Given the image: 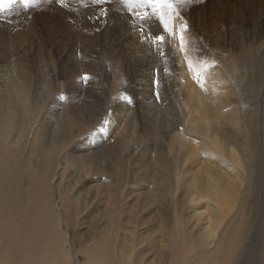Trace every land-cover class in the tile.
<instances>
[{"label":"rangeland","instance_id":"obj_1","mask_svg":"<svg viewBox=\"0 0 264 264\" xmlns=\"http://www.w3.org/2000/svg\"><path fill=\"white\" fill-rule=\"evenodd\" d=\"M171 2L187 21L190 58L215 62L203 88L182 57L172 54L178 47L175 40L165 45L167 63L150 42L151 51H138L133 35L160 28L157 13L146 2L129 6L128 0L99 5L63 0L62 5L60 0H35L25 8L22 0H14L0 7L2 104L5 108L18 80L31 85V99L40 104L33 133L42 124L45 145L60 142L57 157L50 160L55 167L51 190L65 194L66 202L77 197L80 203L71 200L67 214L73 223L58 229L66 242L61 252L68 254L70 264L104 263L98 261L103 245L96 258L87 255L91 251L86 246L98 239L93 232L115 235L124 261L139 257L137 264H264V0ZM97 5L104 18L90 20L87 13ZM82 11L87 27L73 22ZM82 43L87 53L74 67ZM87 54L97 62L94 71ZM84 74L90 77L86 82ZM232 86L236 94L229 92ZM204 102L207 110L201 109ZM75 112L85 120L64 123V134L62 121ZM31 142L29 134L19 149L22 162L47 163L40 151L27 157ZM25 190L23 186L22 195ZM86 194L90 207L81 206ZM53 203L57 213L59 199ZM232 223L245 230L236 253L229 247L218 253L221 260L209 261L204 254L217 247ZM5 244L7 240L0 242V253L7 254Z\"/></svg>","mask_w":264,"mask_h":264},{"label":"bare ground","instance_id":"obj_2","mask_svg":"<svg viewBox=\"0 0 264 264\" xmlns=\"http://www.w3.org/2000/svg\"><path fill=\"white\" fill-rule=\"evenodd\" d=\"M98 5L94 8H91V11L87 13V16L89 17L90 20H93L96 17L104 18V14H102L103 11L99 14L97 13V8H99ZM114 6H116V5H114ZM110 8L117 9L115 7H110ZM83 13H85V12L82 11L80 16L77 15V16H79V17H77L78 19L73 18L74 19L73 22L74 23L77 22L81 27H87V25L89 24V22H88L89 19L83 18L82 15H85ZM146 17H147V15H146ZM143 18H145V17H143ZM118 28L120 30H123L122 26H119ZM132 29H134V28L132 27ZM156 29H157V27H156ZM82 30H83V28H82ZM120 30H118V31H120ZM143 31H145V29H143ZM132 32H133V30H132ZM79 33H80V31H79ZM86 33H87V31H86ZM145 33H146V31H145ZM142 36H144V35L135 34V36L133 35L132 38H133V40H135L134 42L138 43L140 46L138 51H140V52L146 51L148 53L149 51H151V49L149 48L148 43L145 40H143ZM70 37H71V35H70ZM73 39H74V37H73ZM135 43H134V45H135ZM132 45H133V43H132ZM67 48L69 49V47H67ZM87 48L88 47L86 46V48H85V44L82 43L81 49H83V53H81L80 59L76 58L74 60V64H75L74 67H79L78 64H80L81 61L83 60V54L87 53L86 52ZM132 48L134 49V47H132ZM94 49H95V46H94ZM77 52H79V51L77 50ZM149 55H150V53H149ZM69 56H70V53H69ZM69 58H67V59H69ZM86 59L91 60V63L88 66L91 68L92 71H94V69L97 67V62H96L95 58H93L91 56V54L90 55L87 54ZM21 66L23 68L24 65H21ZM23 73H24V71H23ZM14 77H16V76H14ZM25 77H27V76H25ZM21 81L18 80V83L16 85H14V88H11L9 90L10 96L7 99V100H9V102L7 103L5 108L2 104L3 96L0 95V242L7 240V245L5 244L7 247V254L0 253V264H70L68 254L65 256L61 252L62 249L65 247L66 242H65V240H61V238L58 237V232H59V230H61L60 227L63 223H65V224L68 223L69 225H71L73 223L72 216L69 217V214H67V211L69 209V204L71 203V200L76 201L78 203H79V200L76 199L77 197H75L73 199H71L72 198L71 197L70 200H68L66 202L64 200L65 194L61 193L60 195H57L56 194L57 192L55 193L51 190L49 183H50L51 179L53 178V176L51 177V175H52V170L55 167L52 168V165H51L52 161H50V160H53L54 156L57 157L56 156L57 152H59V150L61 149L59 147L60 142L55 141L49 147H47L45 145V141H46V139H48V137H46V130H45L46 128L42 124H40V126L37 129H35V132L33 133V124H35L33 115L36 114L35 109L37 110V107L40 106V104L38 105V103L35 102V100H36V99L34 100L35 97L32 98L33 100L31 99V94H30V91L28 88V87H31V85H27L28 84L27 81H24V82L22 81L23 83ZM41 87H44V86H39V88H41ZM77 89H78V87H77ZM144 90H146V89H144ZM34 92H36V91H34ZM229 92L231 94H234V93L236 94L238 92V89L235 86H232V88H230ZM75 95H76V93H75ZM56 98H58V97H55L54 99H56ZM225 102H227V101H225ZM43 104H44V102H43ZM201 105H203V106H201L202 110H205V109L207 110V106L209 104L204 102ZM205 112L206 111H204L203 114ZM117 114L118 113L115 112V116ZM205 114H204V117H205ZM93 115L95 116V114H93ZM204 117L203 118L201 117V118L204 120ZM64 120H66V121H64ZM64 120L62 121L63 125H62L61 130L63 131L64 134H66L67 128H68L67 125H70L71 122H75L78 120H85V118H83L81 116V114H77V112H75V114H70V115L67 114V116L65 117ZM64 123H67V125H66L67 128L65 127ZM54 131H52V132L54 133ZM62 131L58 132V133L61 134ZM29 134H31V136H32V142L30 144L31 149L29 152H27V157L28 158L30 157V159H31V156L33 154H36L38 151H40L39 155L43 158V160H47V163H45L41 166L37 161H32V160H31L32 162L30 160H28L25 164L22 162V159L20 157L21 151L19 149H22L23 143ZM69 135H70V133H69ZM56 136H58V135H56ZM52 137H53V135H52ZM63 137H64V135H63ZM58 138H59V136H58ZM231 139L232 138L230 137L229 140L231 141ZM211 140H213V139H211ZM183 142H185V141H183ZM19 161L22 163H19ZM78 162L81 163L80 160ZM78 162H74V163H78ZM59 163H60V160H59ZM85 166H87V164ZM85 168L88 169V167H85ZM57 169H58V167H57ZM249 170H250V168L248 167L247 173L249 172ZM12 173H13V178L11 176ZM15 175H16V177L14 178ZM17 179H19V181ZM87 185H88V183H85L83 185L82 190H84L87 187ZM23 186H26V190H25V193L22 195V187ZM104 195H106L108 198H111V199L113 198V194L111 191L108 192L105 190ZM66 196H68V195H66ZM73 196H75V194ZM230 196H232V193ZM233 196H235V193ZM220 197H222L221 194H220ZM56 198H58L59 202H60V207H59V210L57 211V213H55V210H54L55 204L53 203V201L54 202L56 201ZM229 198H231V197H229ZM90 201H91L90 194L89 195L86 194L83 197V201H82L83 203L81 202L82 203L81 206L82 207H84V206L90 207L91 204L88 205ZM228 201H225L226 202L225 204H228ZM230 202L231 201H229V203ZM108 204H111L115 207L114 203L108 202ZM230 204L232 205V203H230ZM79 205H80V203H79ZM223 205H224V202H223ZM224 209H227V208H224ZM96 211H98V210H95V212ZM230 212H232V211H230ZM157 213H158V211H157ZM92 214H94V213H92ZM113 214L115 215V210L113 211ZM111 216L114 217L113 215H111ZM245 222H246V217L244 219V223ZM212 224H213V222H212ZM228 224H229V222H228ZM212 227L215 228V226H212ZM213 228L210 231H211V235L214 237L216 234L214 235V229ZM239 228H241L240 231H238ZM204 229H206V228H204ZM203 231H202V233H203ZM207 231H209V230L207 229ZM244 231H243V227L240 226L239 224L238 225L233 224V226L231 225V226L227 227V230L225 229V232H223V234L219 238V241H217V242H219L217 247L215 249H213L212 251L206 252L204 254V256L209 258V261L210 260L214 261V260L220 259L221 253L219 256H218V253L223 251L224 249L229 248V247H230L231 252L234 251V254H235L236 250L239 247L241 240L244 239L243 238ZM91 235L94 236L95 238H98V239L96 241L93 240L94 242H92L90 245L86 246V247H88L89 251H91V252L87 253V255L89 254V256H90V259L92 260V259L96 258L98 254H100L98 250H99V247H101L102 245H103L102 246L103 249L105 250L104 252H102L103 258L101 255V257H100L101 260L98 259V261H104V263H92V264H109V263L110 264H137L138 263L139 257H137V258L131 257V259L127 258L128 261H124V258L118 253V251H120V249H119L120 247H118L119 241H116V239H115L116 237H114L115 235L114 236H112V235L107 236L106 235V236L102 237L103 234H101L99 236H95L94 232L91 233ZM89 237H91V236H89ZM194 244H195V242H194ZM100 249H102V248H100ZM115 253L119 254V256H116V258H115ZM176 253L177 252H175V255H176ZM92 255H94V258H92ZM262 256H263L262 260L264 263V252L262 253ZM210 257H213V258H210ZM174 258H175V256H174ZM91 260H90V262H91ZM175 260H176V258H175ZM232 260L233 259H231L230 262ZM14 262H16V263H14ZM206 262H207V260L204 262V264ZM225 263H227V262H225ZM88 264H90V263H88ZM185 264H186V262H185Z\"/></svg>","mask_w":264,"mask_h":264},{"label":"snow or ice","instance_id":"obj_3","mask_svg":"<svg viewBox=\"0 0 264 264\" xmlns=\"http://www.w3.org/2000/svg\"><path fill=\"white\" fill-rule=\"evenodd\" d=\"M14 0H0V7H6L8 3H12ZM63 5V0H60ZM105 0H93L95 4H103ZM149 4L153 11L158 15V22L160 28L157 32L153 33L149 31L144 35L146 42H150L151 46L155 49L158 57L167 63V54L165 52V45L173 40L176 41L175 51L172 53L176 55L177 53L182 57L183 62L186 64L189 73L192 75L193 80L200 86L204 87L207 74L210 72L211 68L215 67V62H208L203 58L197 57L194 61L190 58L189 53L191 50V42L189 40V28L187 21L180 15L178 11V6L171 2V0H128L129 6L132 4ZM25 8L35 3V0H22ZM102 14H104L102 12ZM179 21V23H177ZM143 32V29H141ZM199 65V66H197ZM167 73V68H165ZM156 75H159V69L156 71ZM82 81L86 82L90 77L84 74L81 77ZM154 86H159V79L155 78ZM157 99L159 98V93H156Z\"/></svg>","mask_w":264,"mask_h":264}]
</instances>
